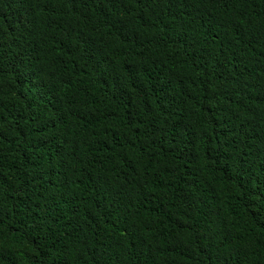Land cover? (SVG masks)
Returning <instances> with one entry per match:
<instances>
[{
  "label": "trees",
  "instance_id": "1",
  "mask_svg": "<svg viewBox=\"0 0 264 264\" xmlns=\"http://www.w3.org/2000/svg\"><path fill=\"white\" fill-rule=\"evenodd\" d=\"M0 264H264V0H0Z\"/></svg>",
  "mask_w": 264,
  "mask_h": 264
}]
</instances>
